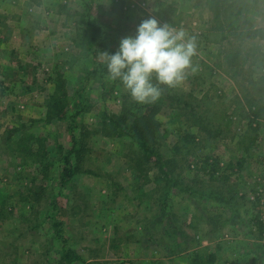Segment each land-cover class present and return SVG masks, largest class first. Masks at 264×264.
Wrapping results in <instances>:
<instances>
[{"label": "rangeland", "instance_id": "1", "mask_svg": "<svg viewBox=\"0 0 264 264\" xmlns=\"http://www.w3.org/2000/svg\"><path fill=\"white\" fill-rule=\"evenodd\" d=\"M241 5L234 35L213 31L219 23L207 0H0V264H194L196 253L215 254L210 264H264V193L256 200L264 188V0ZM150 16L195 38L184 81L161 85L186 104L162 96L140 104L108 79L104 52H116ZM89 23L104 25L101 44L90 40ZM218 52L235 58L236 68L224 69L237 82L229 87L219 72L200 105L199 80L212 78ZM58 75L66 79L67 117L51 118L47 100ZM236 91L259 99L251 107L258 114L229 113L227 96ZM124 106L155 112L161 125L156 147L175 160L181 184L164 200L166 179L154 162L137 176L131 162L141 155L129 137L94 131ZM82 136L83 147L69 154L78 168L63 183L67 151Z\"/></svg>", "mask_w": 264, "mask_h": 264}, {"label": "trees", "instance_id": "2", "mask_svg": "<svg viewBox=\"0 0 264 264\" xmlns=\"http://www.w3.org/2000/svg\"><path fill=\"white\" fill-rule=\"evenodd\" d=\"M239 1L240 2H238L236 0H207V6H208L209 10L213 13L214 20L217 23H219L217 28H215V29L212 28L213 31L214 30L215 31L222 30V31H225L226 33H228V31L230 30L231 34L240 35L239 33L241 32V30L238 33V29H240V27H241V19H242V16L244 15V12H243V8L241 5V2L243 0H239ZM226 13H228V14L225 15ZM224 15L229 20V27L227 29L224 28V26H223L222 17ZM103 27H104V25L102 23H101V25L100 24L93 25L90 23L88 24V30L90 31V29H92V34L89 35L90 40L92 42L100 43L102 41V37L104 34ZM227 37L228 36L223 35L222 39H226ZM260 38H262V40H263L264 34H261ZM237 55H239V53H237ZM239 57H241V56H239ZM244 57L245 56H243V58L241 59V62L243 64H241V62H240V67L242 65H245V63H246ZM234 59L235 58H229V57L227 58L226 57L227 68L229 70L236 68V67L234 68V66H233L235 64ZM21 68L24 69V66H22ZM227 72H228V70H227ZM65 82H66V79L62 75H58L55 78V91L50 96V98L47 100V107H48L47 115L51 118L55 117V116L58 118L67 117V112L65 114H63L64 113L63 108L66 107V104L68 101ZM162 88H163V93L161 96L168 99L169 102H171L172 104L176 103V104L181 105V104L187 103L186 100L183 99L181 94L176 93V92L173 93V92H171V90H169L166 87H162ZM249 101H250L251 107H253L252 103H251L252 101L251 100H249ZM75 107H76V109L82 108V103H80V102L76 103ZM255 108L251 109L250 112L251 113L254 112V114H255L257 111V114H258L259 110L258 109L256 110ZM78 111L76 110V112L73 114V118L78 114ZM121 112H122L121 116H117L115 114H104V116L102 117V120H101V124H99V126L96 127L94 129V131L100 132L101 129H103L105 134L109 133L112 136H114L115 138H117V137H129L130 142L138 147V151H139L138 154L141 155V158L137 159L136 165H134L133 162H131L132 163L131 165L133 166V168H135V172H136L137 176L138 177H142V176L146 177L148 175V170L151 166V163L154 162V165H156V167H158L160 174L163 175L164 178L166 179V183H165L166 189H165V192L161 195V198L164 200L165 198H167L169 196V193H168L169 188H172L175 186L180 187L181 184H178V182L176 180L177 178L175 176H173V174H172L173 169L176 167V164H173V162L175 160L165 159V156L161 153L159 148L156 147V140L154 139V137H156L159 134V132H160L159 129L161 128V125L158 123V120L155 118V112L140 115L138 113L131 112V110L128 106H124ZM147 114H149L150 116H147ZM247 116H248V114L246 115V117ZM130 117L132 118V121L130 124V131L131 132H128L127 127H125V124H127ZM195 125H197V123ZM17 131H18V129L16 131H12V132H14V134H15V133H17ZM25 138H27V139L32 138V139L37 140L38 137L35 134H33L32 132H30V133L27 132ZM83 140H84L83 136L80 137V141H77L75 139V142H74L75 145L73 146L72 149H69L67 151L68 153H67V156L65 157V166L63 168V171L61 172V178H62L63 183H66L68 181L69 177H71L75 173V169L78 168V164L71 163V158H70L69 154H72L74 151L76 153H78V149H76V147L78 145V142H80L81 146L83 147ZM19 147H22L21 150H25V151H26V148H28L25 143L19 144ZM135 159H136V157H135ZM212 179H217V178L212 177ZM181 183H182V181H181ZM182 189L185 191H191V188H189V187H185ZM259 198L260 197L257 196L256 200H258ZM256 217H257V219L260 218L257 215H256ZM208 218H210V217H208ZM262 218H264V217H262ZM258 222L260 225L259 227L261 228L262 223H264V220L258 221ZM175 229L176 228H173V232L175 231ZM194 240H195V238H192L190 242L191 243L196 242ZM193 260L195 262L194 264H210V263L216 261V255L215 254H209L206 256L203 253H196Z\"/></svg>", "mask_w": 264, "mask_h": 264}, {"label": "clouds", "instance_id": "3", "mask_svg": "<svg viewBox=\"0 0 264 264\" xmlns=\"http://www.w3.org/2000/svg\"><path fill=\"white\" fill-rule=\"evenodd\" d=\"M196 50L194 37L150 16L135 35L120 40L116 52H104L108 79L119 81L137 103L153 104L163 93L161 85L175 88L184 81Z\"/></svg>", "mask_w": 264, "mask_h": 264}, {"label": "crops", "instance_id": "4", "mask_svg": "<svg viewBox=\"0 0 264 264\" xmlns=\"http://www.w3.org/2000/svg\"><path fill=\"white\" fill-rule=\"evenodd\" d=\"M251 51L247 50L246 53H245V66L246 64L249 63V54H250ZM220 53L218 52L216 58L214 59L213 61V68L212 69V74L213 76H211L212 78L208 81L204 80L202 77L200 80H199V88L200 90L198 91V95H199V98L202 99L200 100V105H202L201 103H204L206 101V99L208 98L209 94L207 92H214L213 89L214 87L217 88V79L214 80V76H217L218 73L220 72L222 74V71H224V73L226 74V79L224 80V83L226 84H229V87H233V85L235 84V81L237 82V80L235 79L234 80V77L233 75H229V71L227 72L226 69H224V66L227 67V62H226V59L223 57V56H220L219 55ZM241 64H243L241 62ZM243 66V65H242ZM229 70V69H228ZM221 80V79H220ZM210 83L211 85L209 86V89L207 90V88H205V84L206 83ZM231 82L233 84H231ZM244 90V88H243ZM226 91V90H225ZM227 99H228V107L231 108L229 113L235 115V116H243V115H247V111H248V115H249V112L251 110V105H250V101L251 100L252 102V105L253 107H260L258 106L256 103H261L259 102V99H256V98H252V96L250 97V94H248V92L246 91H242V92H238L236 91L235 93H233V95L231 96H227ZM227 99H223V101H226ZM237 103V104H236ZM215 103H211L210 105L213 107ZM261 105V104H260ZM240 114V115H239ZM243 114V115H241ZM243 116V117H245Z\"/></svg>", "mask_w": 264, "mask_h": 264}, {"label": "built area", "instance_id": "5", "mask_svg": "<svg viewBox=\"0 0 264 264\" xmlns=\"http://www.w3.org/2000/svg\"><path fill=\"white\" fill-rule=\"evenodd\" d=\"M263 193H264V188L263 187L258 188L257 194L259 195V197L262 196Z\"/></svg>", "mask_w": 264, "mask_h": 264}]
</instances>
